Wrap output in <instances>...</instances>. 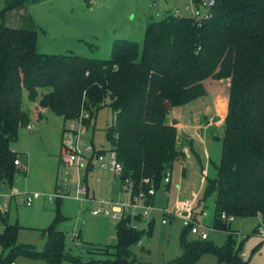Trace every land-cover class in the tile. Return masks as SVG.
Returning <instances> with one entry per match:
<instances>
[{"label":"trees","instance_id":"16d2710c","mask_svg":"<svg viewBox=\"0 0 264 264\" xmlns=\"http://www.w3.org/2000/svg\"><path fill=\"white\" fill-rule=\"evenodd\" d=\"M190 1L197 5L200 0ZM5 10L0 11V21ZM209 13L207 19L166 14L149 21L141 45L116 40L109 59L42 54L37 51L35 30L0 24V190L11 187L23 170L14 165L19 153L11 150V144L30 123L24 94L28 102L37 101L38 108L64 121L87 115L86 130L94 125L99 110L109 108L113 114L105 130L109 149L122 164L123 177L145 191L144 179L156 189L183 158L175 147L176 130L166 120L169 111L205 96L207 82L227 80L219 161L214 177L204 178L190 214L213 194L212 226L223 222L221 213L233 218L258 215L264 222V0H213ZM55 201L56 218L41 230L45 239L41 251L18 244L22 227L0 216L5 221L0 264H18L21 259L80 264L64 252L65 235L56 228L60 200ZM151 224L146 231H135L125 221L116 223V259L83 264H134L130 247L149 235ZM190 227L185 223L178 238L181 256L169 264H193L205 255L217 264H247L239 257L241 242L233 249L231 235L216 247L207 238L187 241Z\"/></svg>","mask_w":264,"mask_h":264},{"label":"rangeland","instance_id":"374dc122","mask_svg":"<svg viewBox=\"0 0 264 264\" xmlns=\"http://www.w3.org/2000/svg\"><path fill=\"white\" fill-rule=\"evenodd\" d=\"M186 6L191 7L190 0H56L48 15L34 19L53 39L52 43L44 44L46 47L41 46L38 52L109 59L114 41L127 40L141 45L145 26L149 21L159 20L164 15L171 14L174 9H177L178 16L187 17L190 14L185 11ZM25 7L19 6L8 12L10 7H5L4 0H0V11L6 9L0 24L18 29L31 25ZM222 83L227 90L228 81L224 80ZM219 90L225 89L219 87ZM192 107L193 105H189V108ZM23 108L30 113L27 100H23ZM86 120L88 116L86 118L82 116L78 124L83 127ZM112 120L113 114L109 108L99 110L94 125L92 124L85 135L80 137L79 146L91 142L95 149L109 148L105 130L111 125ZM31 124L33 130L20 129L17 141L11 144V150L19 153L18 160L21 165L24 164V168L21 173L14 176L11 187L0 190V207L6 206L8 209L6 222L17 223L22 227L16 242L33 246L37 251L42 250L45 239L41 230L46 229L56 218V199L49 201V197L65 191L70 194L68 198H63L59 202V221L56 224V228L65 235L64 252L77 258L80 264L90 260H115L118 255L113 248L116 244L113 225L115 221L102 214L90 215V211L99 208L101 200L109 198L105 185L108 183L110 173L97 169L88 171L89 173L81 171L78 174V171L65 169L60 165L58 154L62 142H66L68 137L65 136L64 129L70 128V121H64L48 112L42 116L41 121H33ZM75 128L79 129L76 125ZM183 131L185 133L182 132L180 136L182 139L189 136L186 129ZM73 134H76V131ZM208 146L209 161L203 171L204 178L214 177V165L218 163L220 155V143L217 140H209ZM182 167L186 169L181 175ZM24 173H27L25 177ZM198 175L195 178L189 175L188 165L178 161L173 164L170 171V184H162L161 180L159 181L150 201L153 211L150 213L152 224L149 227V235H143L138 244L130 247L135 257L134 264H169L181 256L178 238L186 222L175 218L161 225L160 209H170L176 199L189 198L190 194L196 193L198 196L203 181ZM82 181L88 187V196L92 201L88 202L84 198L75 201V186ZM26 193L36 194L31 207L24 204ZM213 198L214 195L211 194L200 205L198 204L199 210L191 212L188 224L204 227L207 241L216 247L224 244L227 234L231 235L234 240L233 249L241 242L239 252L245 255L247 264H264V242L261 241L264 237L256 234L261 219L257 216L234 218L228 224L218 221V226L214 227ZM4 223L5 221L0 218V234ZM221 226L227 227L226 231L218 230ZM144 228L143 223L141 230ZM78 234L80 239L77 238L76 242L80 244L76 245L74 235ZM186 239L197 240L189 233ZM257 244L260 246L253 252L252 249ZM17 263L43 264L41 261L22 259ZM193 264L217 263L214 257L205 255Z\"/></svg>","mask_w":264,"mask_h":264},{"label":"built area","instance_id":"2783aa9c","mask_svg":"<svg viewBox=\"0 0 264 264\" xmlns=\"http://www.w3.org/2000/svg\"><path fill=\"white\" fill-rule=\"evenodd\" d=\"M169 1V0H164ZM213 5V0H200L197 5L191 3V7H185V11L189 12V16L195 19H207L210 16L209 10ZM171 15H177V9H174L171 12ZM84 118L87 115H83ZM82 118V116H81ZM79 118V119H81ZM73 120L74 127L68 131H65V136L68 135L66 138V142H62L60 154H59V163L65 169H72L76 171H84V172H91L97 169L107 171L115 178L118 179V193L123 195L125 199H108V200H101L99 202V208L90 211V215L97 216V215H104L109 217L111 220L115 221V223H120L125 221L126 227L135 230V231H142L141 224H145V228L143 231L147 230V223L150 221V213L153 211L152 205L150 203L151 199L155 193V187L148 181V179H144L142 181L143 184L147 185V189L142 191L141 189L138 190L135 188L133 181L128 177H123V166L117 160L116 153L113 150L107 149H95L91 142H87L81 146H79L78 141L80 137L85 135L86 128L84 125L81 127L78 124V120ZM75 125L79 128H75ZM28 131L32 130L33 127L28 125L26 127ZM76 131V134L73 132ZM104 151V152H102ZM14 165L18 168H24L20 162L14 161ZM169 182V174L165 173L164 177L162 178V183L166 184ZM75 200H82L86 197L88 193V189L86 185L83 183H78L75 186ZM24 204L27 207H31L33 203V199L36 194L26 193ZM69 194H65L64 192L55 194L53 197H49V201L52 199H63L68 198ZM195 200L184 199L178 202L173 208L167 209L162 208L160 212L162 213V219L160 221L161 225H165L167 220L172 219H181L186 223H189L190 211L194 204ZM185 213V216H182V213ZM8 214V209L6 206L0 207V216L5 218ZM257 217H259L257 215ZM219 219L226 224L230 223L232 219L231 216H226L224 213L219 215ZM258 229L256 234L260 237H264V222L258 224ZM205 228L200 225L191 226L189 229L190 235L204 240L207 238V234L204 230ZM76 235H74L75 242L74 244L79 245ZM241 259L245 258L243 253L239 254ZM15 264V263H10Z\"/></svg>","mask_w":264,"mask_h":264},{"label":"crops","instance_id":"0c3cea01","mask_svg":"<svg viewBox=\"0 0 264 264\" xmlns=\"http://www.w3.org/2000/svg\"><path fill=\"white\" fill-rule=\"evenodd\" d=\"M33 1L34 0H4L5 7H10L8 12L13 11V9L19 6H23V5L26 6L25 11L30 16L29 19L31 20V25L26 26V28H19V29L39 30V32L37 31V51H39V49H41V46L46 47L44 44L52 43L53 39L52 36H50L41 29V26L37 22H35L34 19H38L40 17L43 18L46 15H48L49 13L48 11L52 10L51 7L54 5L56 0H43L40 2H33ZM8 12L6 13V15L8 14ZM66 12H68V10H66ZM6 27L13 28L11 26H6ZM222 81L224 80L216 81V82H207L206 83L207 85L204 83L205 84L204 88L206 91L205 96L200 97L184 106L173 108L172 110L169 111L166 117L167 123L174 126L176 130L175 147L183 155L181 162L183 164L188 165L189 175H193L195 178V176L200 174V176L199 175L198 176L199 179H201V181L202 179L204 181L203 171L206 167V164L209 161L208 141L214 139L219 142V139L221 138L223 132L224 117H225L226 105H227V90L224 87ZM219 87L222 90L223 89L225 90L220 91ZM43 93H44L43 91L40 92V94ZM218 97L220 100H217ZM23 100H26V94H24ZM189 105H193V107L189 108ZM28 109L30 111L29 125L32 127L33 125L31 123L33 121H41L42 116L50 112L48 109L38 108L37 101L32 103L28 102ZM36 113H40L41 115L40 119L36 118ZM69 121L71 122L69 128L71 130L74 127V124L72 122L73 120H69ZM172 121L174 122V124H172ZM69 129H64V131H68ZM185 129L187 132H189V136L187 138L182 139V137L180 136L182 132H184L183 130ZM107 149L109 148H103V150H107ZM59 154H58V159H59ZM185 169H186L185 167L181 168V172H180L181 175L184 173ZM79 172L81 171H78L77 173L80 174ZM26 174L27 173H24L23 176L25 177ZM87 176L88 175H86L85 173V177ZM203 181H202V186H203ZM81 183H83V181ZM169 184H170V173H169V182L167 185ZM117 187H118V179L112 177L110 174L108 183L107 185H105L106 195L109 197L108 199H119V200L125 199L123 195L118 193ZM62 192H64L65 194L66 193L70 194L69 192H65V191ZM91 193L93 195V190H91ZM88 195H89V191L86 197H84V199H86V201L88 202L92 201ZM196 195H197L196 193H193L190 194L189 198H184V199L196 201L199 197V194L198 196ZM182 200L176 199L175 202L173 203V207ZM75 201H80V200H75ZM113 225L115 227L116 223H114ZM77 238L78 240L80 239L79 234Z\"/></svg>","mask_w":264,"mask_h":264},{"label":"water","instance_id":"95a60500","mask_svg":"<svg viewBox=\"0 0 264 264\" xmlns=\"http://www.w3.org/2000/svg\"><path fill=\"white\" fill-rule=\"evenodd\" d=\"M185 215H186V214L183 212V213H182V216H185ZM262 223H263V222H262Z\"/></svg>","mask_w":264,"mask_h":264}]
</instances>
